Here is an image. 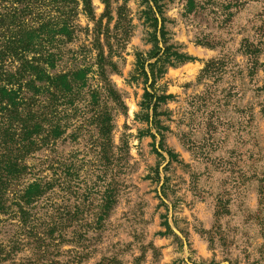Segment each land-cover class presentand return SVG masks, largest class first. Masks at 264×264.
I'll use <instances>...</instances> for the list:
<instances>
[{"label":"rangeland","instance_id":"374dc122","mask_svg":"<svg viewBox=\"0 0 264 264\" xmlns=\"http://www.w3.org/2000/svg\"><path fill=\"white\" fill-rule=\"evenodd\" d=\"M89 2L90 13L80 0L75 16L73 4L66 9L74 29L54 70L92 68L82 100L67 110L65 135L26 163L47 177L59 164H74L78 175L68 172L66 182L73 179L83 190L95 181L97 197L81 205L89 211L82 226L55 231L64 241L49 240L48 258L61 264H264V0ZM155 44L190 59H172L154 74V90L169 97L149 126L136 55L153 62L148 55ZM106 87L119 104L105 96ZM92 90L99 105H90ZM103 107L113 124L106 154L94 118ZM107 183L116 201L95 224ZM54 192L59 205L66 193ZM27 254L16 261L34 259Z\"/></svg>","mask_w":264,"mask_h":264},{"label":"trees","instance_id":"16d2710c","mask_svg":"<svg viewBox=\"0 0 264 264\" xmlns=\"http://www.w3.org/2000/svg\"><path fill=\"white\" fill-rule=\"evenodd\" d=\"M80 1L90 13L89 0ZM78 3L79 0H0V264H61L48 258L49 240L60 243L64 235L60 230L57 234L55 231L82 226L89 211L81 205L90 206L93 196L97 197L95 181L83 190L73 179L72 183L66 182L68 172L71 177L78 175L74 164L66 167L59 164L47 177L38 174L39 168L26 163L29 156L65 135L71 125L67 110L76 108V101L93 71L83 66L69 72H54L63 58L60 45L73 34L74 25H70L69 17L75 16ZM71 4L70 16L66 9ZM154 41L158 42L156 38ZM170 50V46L155 44L148 55L149 59L154 58L153 62L140 53L136 55L135 71L144 78L140 105L152 112V116L145 114L149 126L158 104L169 97L154 90V74H161L162 66L173 64V60L190 59ZM98 73L102 74L101 68L96 70ZM90 94V105H99L97 91ZM105 96L119 104L111 88L106 87ZM94 118L99 134L106 139L101 145L102 153L106 154L113 129L112 116L103 107ZM167 153L170 159L174 157L170 151ZM98 176H102L99 170ZM260 181L264 182V175ZM106 185L103 192L100 190V212L95 215V224L108 216L116 201V191ZM56 188L66 193L59 205L53 203ZM72 195L76 196L73 205L68 203ZM72 233L79 237L77 231ZM23 251H28L27 255L34 259L26 258V263H18V255ZM95 264H110V260Z\"/></svg>","mask_w":264,"mask_h":264}]
</instances>
